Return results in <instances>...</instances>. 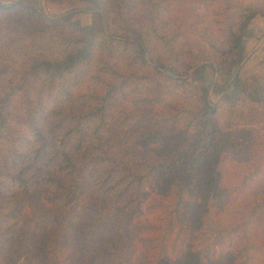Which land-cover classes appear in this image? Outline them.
Returning <instances> with one entry per match:
<instances>
[{
    "label": "trees",
    "instance_id": "1",
    "mask_svg": "<svg viewBox=\"0 0 264 264\" xmlns=\"http://www.w3.org/2000/svg\"><path fill=\"white\" fill-rule=\"evenodd\" d=\"M82 1L86 26L0 2V264H264V153L236 137L264 110L237 71L264 0H198L206 19L187 0ZM207 64L210 87L185 83ZM211 206L230 219L201 244Z\"/></svg>",
    "mask_w": 264,
    "mask_h": 264
},
{
    "label": "rangeland",
    "instance_id": "2",
    "mask_svg": "<svg viewBox=\"0 0 264 264\" xmlns=\"http://www.w3.org/2000/svg\"><path fill=\"white\" fill-rule=\"evenodd\" d=\"M15 0H0V2H12ZM24 3L38 8L43 14L47 16H55L71 12V18L78 20L82 25L90 24L91 11L88 7L91 5L88 1L82 0H22ZM194 3L195 11L198 14H203L202 18H207V11L205 6L198 0H187ZM249 1V0H243ZM116 19L110 17L107 19L106 25L109 32H112L116 27ZM202 24L199 26L201 27ZM240 45L244 53V58L239 65V76L248 90H251L255 85H264V18L257 14L249 18V24L246 28L245 34L242 36ZM63 63L62 57L58 54L50 56L46 65L50 70L56 71ZM229 64H227L228 67ZM217 79V69L214 65L207 64L206 66H198L191 70L186 77L185 83L192 85L195 83H202L206 86H211L213 81ZM182 82V81H181ZM211 90V89H210ZM216 95L210 91V101L216 100ZM239 132L236 135L237 139L245 142L247 145L257 147L264 153V110L259 114H252L244 120L238 122ZM220 180L235 186L241 175L245 173L242 169H235L229 171L227 165H224ZM230 216L221 211L216 206H211L203 227V236L201 244L212 243L219 239L217 229L220 225L227 224ZM56 254H47L45 257V264H58V260L63 258L62 251L57 250ZM61 260V259H60ZM173 261V260H172ZM174 264V262H171ZM176 264V263H175Z\"/></svg>",
    "mask_w": 264,
    "mask_h": 264
}]
</instances>
